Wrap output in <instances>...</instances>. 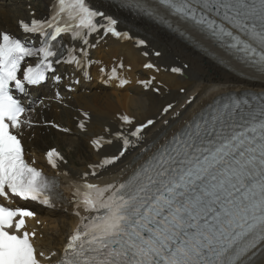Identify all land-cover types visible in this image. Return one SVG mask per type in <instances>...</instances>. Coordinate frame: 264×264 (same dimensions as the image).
Masks as SVG:
<instances>
[{
	"label": "snow or ice",
	"instance_id": "snow-or-ice-1",
	"mask_svg": "<svg viewBox=\"0 0 264 264\" xmlns=\"http://www.w3.org/2000/svg\"><path fill=\"white\" fill-rule=\"evenodd\" d=\"M121 9L156 20L198 47L211 42L241 75L264 85V0H52L48 16L31 13L18 22L20 37L0 31V264H45L57 255L34 243L31 202L51 209L68 204L78 218L55 264H264V87L215 98L182 124L167 118L181 117L167 103L160 110L166 127L151 141L148 130L156 119L137 123L120 114L118 130L105 127L89 137L101 158L72 181L71 201L60 190V176L70 175L62 171L64 155L55 148L46 152L58 173L53 176L26 159L24 139L38 129L72 134V128L34 115L40 110L35 91L51 82L55 101L71 109V96L60 86L75 93L93 79L90 70L102 61L91 53L100 41L111 36L147 48V38L135 37L131 27L123 30ZM123 68L121 61L99 72L105 83L118 81L123 88L130 83L120 76ZM144 68L159 71L151 62ZM154 80L139 84L159 94ZM39 105L49 107L43 99ZM76 111V127L88 135L91 115ZM109 146L116 152L104 154ZM129 156L121 170L130 173L126 179H90Z\"/></svg>",
	"mask_w": 264,
	"mask_h": 264
},
{
	"label": "bare ground",
	"instance_id": "bare-ground-1",
	"mask_svg": "<svg viewBox=\"0 0 264 264\" xmlns=\"http://www.w3.org/2000/svg\"><path fill=\"white\" fill-rule=\"evenodd\" d=\"M40 1L44 7L35 6V9L39 11V16L42 12L47 11L48 6L52 4V0ZM119 15L123 30H128L131 27V34L135 37L147 38L149 41L147 48L138 47L133 41L116 40L109 36L100 41L97 49L93 51V55L106 61L105 65L109 68L118 65L122 61L124 67L127 66L130 69L121 71V74L132 81L131 85L124 88H117L113 85L112 88L102 89L97 84L84 83L86 86L78 87L77 91L73 93V98L70 101L72 104L71 109L63 108L61 114L53 112L46 114L49 118L53 117L56 122L72 128V133L75 134V136L64 134L63 138H61L67 142V146L73 147L74 151H77L79 157L78 161H75L76 164H73L74 167L65 166L62 169V171L70 170V175L65 177L70 180L78 181L81 174L87 170V165L101 158L92 149L90 142V152L87 154L86 150H83L80 141H89V137L103 133L105 127H111L114 131L118 130L120 124L118 116L120 114L134 116L137 123L145 122L147 119H156L157 124L148 130L147 140L151 141L160 129L166 127L161 122L160 110L167 103H172L175 106V111H179L181 114V117H176L170 113L167 118L170 121L179 119L182 124L184 120L190 119L202 107H205L223 93L239 91L245 88L259 90L264 87V85L241 75L238 66L233 68L232 62L224 56V53L218 47L209 41H203L202 46L198 47L178 32L165 28V25L161 23L140 17L130 9L119 10ZM14 18L15 16L9 15V9H5L0 19V30L2 27H7L9 30H17ZM197 38L200 39L199 37ZM145 51L149 53L147 56L143 54ZM155 51H161L162 56L155 57L153 55ZM220 57H224V63H220ZM149 62L156 64L159 68V79L153 82L155 87L161 88L159 94L151 89L145 90L141 85L137 84L138 80L149 79V73H156L154 70L147 71L142 69V65ZM173 67H180L182 71L174 73L171 71ZM93 72L98 74L97 67L93 69ZM181 88L186 89L184 94L180 93ZM39 93L41 94L43 91H39ZM193 96L197 97V99L191 105H188L186 101ZM55 107L60 106L55 105ZM77 108L88 111L91 115V121L88 124V135L82 134L76 127L77 117L80 115L76 111ZM71 117H75L76 120L71 121ZM50 132L51 130L38 129L35 138L30 141V145L35 147L34 151L39 153L38 155H43L47 149L44 146H48L50 142L55 143L53 146L57 145L62 150L64 149V144L61 143L60 138L57 136L53 135L55 140L49 142V138L51 139ZM103 151L104 154H112L116 152V147L109 146ZM68 158L70 162L73 159L71 155ZM130 159L131 157L129 156L128 159L118 163L117 166L109 168L98 179H90L101 184L126 179L130 173L128 171L122 172L121 170L126 169ZM41 162H43V159ZM77 165H80L79 169H77ZM63 189L67 192L66 200L70 201L71 187L66 184ZM61 208L66 209L68 213L57 210L52 212L44 210L42 213L43 217L41 216L44 221L47 220L48 214L51 216L64 214V218L67 219L55 222V230L52 231V235L47 227L43 229L40 227L39 232H44L46 238H40L38 244L41 247L40 250L46 251L48 254L53 250L62 248L68 236L67 231L70 228L72 232L78 224V218L73 215L69 205L64 204ZM32 223L33 221H30V224Z\"/></svg>",
	"mask_w": 264,
	"mask_h": 264
},
{
	"label": "rangeland",
	"instance_id": "rangeland-1",
	"mask_svg": "<svg viewBox=\"0 0 264 264\" xmlns=\"http://www.w3.org/2000/svg\"><path fill=\"white\" fill-rule=\"evenodd\" d=\"M1 1V0H0ZM36 2H37V5L39 6V7H41L42 6V2L41 1H39V0H36ZM31 5H32V3H31ZM27 7H29L28 6V4L26 5ZM25 6V7H26ZM26 7V8H27ZM29 11V10H28ZM36 11V10H35ZM16 20V19H15ZM181 89H185V88H181ZM180 89V90H181ZM180 93H181V91H180ZM183 93V92H182ZM184 94V93H183ZM50 139V138H49ZM57 142V141H56ZM63 144L65 143V141L63 140V142H62ZM80 143H81V145L83 146V150L85 149L86 150V152H87V154L90 152V147H89V141H87V140H81L80 141ZM49 146H52V145H49ZM49 146H47V147H49ZM64 152L66 153V155H69V153H72L74 150L71 148V147H69V146H64ZM72 150V151H71ZM72 157H73V159H72V161H71V163H73V164H76L75 163V161H78V159H79V157H78V154H77V151L75 150L72 154H70ZM77 159V160H76ZM71 163H69V166L70 167H74V165L73 164H71ZM80 168V165H77V169H79ZM52 220H53V222L52 223H50V226H49V229H52L51 231H49L50 232V234L52 235V231H54L55 230V227H54V225H55V222H60L61 220H67V219H65L64 218V214H61V215H59V216H52ZM46 225H48V224H46ZM69 231H70V228H69V230L67 231V234L69 233Z\"/></svg>",
	"mask_w": 264,
	"mask_h": 264
}]
</instances>
